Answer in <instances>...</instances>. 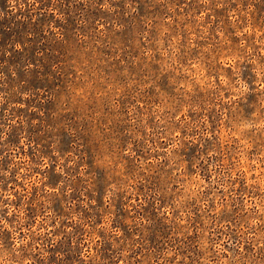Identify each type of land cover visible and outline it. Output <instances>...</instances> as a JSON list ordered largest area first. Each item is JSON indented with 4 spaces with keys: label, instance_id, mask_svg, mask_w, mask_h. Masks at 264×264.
<instances>
[{
    "label": "rangeland",
    "instance_id": "374dc122",
    "mask_svg": "<svg viewBox=\"0 0 264 264\" xmlns=\"http://www.w3.org/2000/svg\"><path fill=\"white\" fill-rule=\"evenodd\" d=\"M0 264H264V0H0Z\"/></svg>",
    "mask_w": 264,
    "mask_h": 264
}]
</instances>
